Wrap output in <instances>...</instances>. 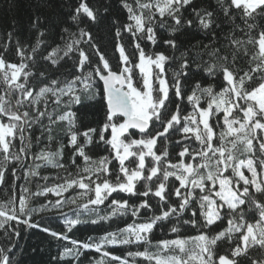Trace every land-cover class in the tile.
Wrapping results in <instances>:
<instances>
[{
	"label": "snow or ice",
	"instance_id": "obj_1",
	"mask_svg": "<svg viewBox=\"0 0 264 264\" xmlns=\"http://www.w3.org/2000/svg\"><path fill=\"white\" fill-rule=\"evenodd\" d=\"M0 193V264H264V0L9 15Z\"/></svg>",
	"mask_w": 264,
	"mask_h": 264
},
{
	"label": "trees",
	"instance_id": "obj_2",
	"mask_svg": "<svg viewBox=\"0 0 264 264\" xmlns=\"http://www.w3.org/2000/svg\"><path fill=\"white\" fill-rule=\"evenodd\" d=\"M10 2L17 5L12 13L7 11V6ZM38 2L39 0H0V31H2L3 24L9 15H14L20 22L27 24L29 18L34 14L35 5ZM110 52L111 49H109ZM4 199L5 195L0 193V202H3ZM102 232L103 229L101 228L85 225L76 233V237L84 239L90 235H101ZM25 241L29 249L33 246H38L37 253L29 257L28 264H48L50 255H54L56 252L55 246H50L49 244L50 238L39 231L33 230L32 234L25 237ZM40 249H43V251H40ZM85 264H87V261H85Z\"/></svg>",
	"mask_w": 264,
	"mask_h": 264
}]
</instances>
